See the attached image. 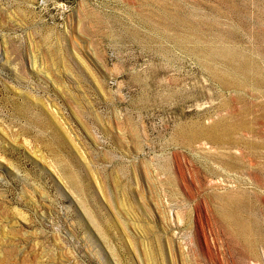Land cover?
Instances as JSON below:
<instances>
[{"label":"rangeland","instance_id":"374dc122","mask_svg":"<svg viewBox=\"0 0 264 264\" xmlns=\"http://www.w3.org/2000/svg\"><path fill=\"white\" fill-rule=\"evenodd\" d=\"M259 77L264 0H0V264H264Z\"/></svg>","mask_w":264,"mask_h":264},{"label":"bare ground","instance_id":"6f19581e","mask_svg":"<svg viewBox=\"0 0 264 264\" xmlns=\"http://www.w3.org/2000/svg\"><path fill=\"white\" fill-rule=\"evenodd\" d=\"M216 55H218L217 57H223L224 60H232L234 62H236V67H235V71L240 72L243 77H244V82H236V81H229L225 76H221L217 73H213L214 76H216L218 78V80H220L221 85L223 86V88H233V89H243L244 85L246 81H249L247 79L251 78V76L253 77L251 70H252V65L250 62H248L246 59L240 58L242 56V53L236 52V51H232V50H215ZM243 57V56H242ZM238 66V67H237ZM255 69H257L255 67ZM259 73V71L257 72ZM256 82L260 85H264V78L259 77L255 79ZM262 95V94H261ZM231 102L233 103H238V102H242L245 105H249L250 107L256 105V104H252L250 101H248L245 97L243 96H234L231 100ZM247 105V106H248ZM227 106V105H225ZM261 108H262V115L259 118L260 120L264 119V100L262 101V103L260 104ZM249 108V107H247ZM241 113V110L237 109V108H233L232 109V115H239ZM219 127V128H218ZM246 126H239L237 123H231L229 122L227 119H220L219 122L215 123L214 125L211 126V129L214 131L216 129H221L223 132V136L217 137V139L215 137H212L211 141H218V142H227L230 143L231 141V133L236 131L237 128H245ZM235 148H237V151H239L240 149L244 150V146L250 149L249 154H253L251 152L252 149V145L253 143L250 141H246L243 142V144L241 145L240 142L236 141L235 144H233ZM244 145V146H243ZM259 146H261L262 148H264V142H261L259 144ZM246 150V149H245ZM254 155V154H253ZM226 217H232L233 218V225L234 227L238 230V233H242L244 232L248 227L245 225L244 221L241 220L238 216L229 214L226 215ZM250 227V226H249ZM253 229H258V226H256V223H254V225L252 226ZM244 237V236H243Z\"/></svg>","mask_w":264,"mask_h":264}]
</instances>
